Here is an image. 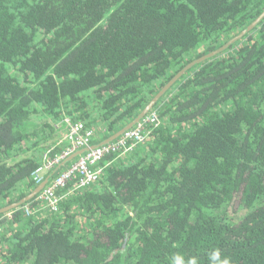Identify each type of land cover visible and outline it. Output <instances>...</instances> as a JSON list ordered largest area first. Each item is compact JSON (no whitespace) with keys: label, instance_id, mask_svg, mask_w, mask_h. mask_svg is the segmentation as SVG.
I'll use <instances>...</instances> for the list:
<instances>
[{"label":"trees","instance_id":"1","mask_svg":"<svg viewBox=\"0 0 264 264\" xmlns=\"http://www.w3.org/2000/svg\"><path fill=\"white\" fill-rule=\"evenodd\" d=\"M264 0H0V208L34 188L64 122L104 140ZM146 140L99 179L0 213V264H264V17L187 68ZM98 141V140H97ZM27 208V212H25Z\"/></svg>","mask_w":264,"mask_h":264},{"label":"built area","instance_id":"2","mask_svg":"<svg viewBox=\"0 0 264 264\" xmlns=\"http://www.w3.org/2000/svg\"><path fill=\"white\" fill-rule=\"evenodd\" d=\"M159 121L156 110L151 109L141 120L125 129L115 139L101 143L103 141L101 138L105 136L104 131L100 133L93 128H85L82 121L70 122L68 118H65L64 122L68 128L63 138L68 140V147L54 155H50L51 150L47 149L40 163L30 174L35 185L46 180L37 199L44 203V208L50 211L55 210L62 197L57 194L59 187L70 180H74L71 187L73 190L89 187L101 176L102 169L98 164L105 156L115 152L131 151L146 140L149 127L157 126ZM76 151L79 153L73 159L64 162Z\"/></svg>","mask_w":264,"mask_h":264},{"label":"water","instance_id":"3","mask_svg":"<svg viewBox=\"0 0 264 264\" xmlns=\"http://www.w3.org/2000/svg\"><path fill=\"white\" fill-rule=\"evenodd\" d=\"M264 17V10L248 25L246 26L243 30H241L238 34H236L235 36H232L229 40H227L225 42L224 45L219 46L216 50H213L212 52H209L207 54H204L203 56H200L199 58L192 60L191 62H189L184 68H182L177 74H175L173 76V78L164 85V87H162L152 98L151 100L142 108V110L130 121L128 122L125 126H123L122 128L116 130L113 134H111L110 136H108L107 138H105L101 143H105L108 141H111L113 139H115L120 133H122L125 129L132 127L138 120H141L152 108L153 106L156 104V102L158 101V99L162 96V94L166 91V89L177 79L180 77V75L189 67H191L192 65H194L195 63L209 57L210 55L214 54L216 51L221 50L222 48L226 47L228 44L233 43L234 41H236L238 38H240V36H242L246 31H248L251 27H253L257 22H259L262 18ZM70 157V156H69ZM68 158H66L64 160V162H68ZM46 180L42 181L41 183H39L29 194H27L24 198H22L20 201L12 203L10 205L4 206L2 208H0V213L5 212L10 210L11 208L17 206L18 204H20L21 202L33 197L34 195H36L45 185Z\"/></svg>","mask_w":264,"mask_h":264},{"label":"clouds","instance_id":"4","mask_svg":"<svg viewBox=\"0 0 264 264\" xmlns=\"http://www.w3.org/2000/svg\"><path fill=\"white\" fill-rule=\"evenodd\" d=\"M40 191L36 194V198H37V195L40 193ZM213 259L217 262V264H230V259L228 257L222 256V253L220 252V250H216L214 252ZM173 264H182V261H179V260H176L175 258H173ZM187 264H197L196 259L195 258H191L187 262Z\"/></svg>","mask_w":264,"mask_h":264},{"label":"crops","instance_id":"5","mask_svg":"<svg viewBox=\"0 0 264 264\" xmlns=\"http://www.w3.org/2000/svg\"><path fill=\"white\" fill-rule=\"evenodd\" d=\"M65 132H66V129H65ZM65 132L63 131L62 135H64ZM62 137H63V136H62ZM78 153H79V151H76L75 153H73V154L69 157L68 161H69L70 159H73Z\"/></svg>","mask_w":264,"mask_h":264}]
</instances>
